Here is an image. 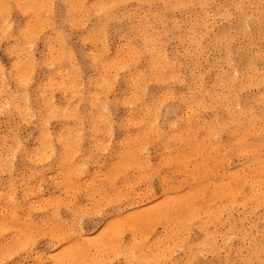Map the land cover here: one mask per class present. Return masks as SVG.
<instances>
[{
  "label": "rangeland",
  "instance_id": "1",
  "mask_svg": "<svg viewBox=\"0 0 264 264\" xmlns=\"http://www.w3.org/2000/svg\"><path fill=\"white\" fill-rule=\"evenodd\" d=\"M263 168L264 0H0V264H264Z\"/></svg>",
  "mask_w": 264,
  "mask_h": 264
},
{
  "label": "bare ground",
  "instance_id": "2",
  "mask_svg": "<svg viewBox=\"0 0 264 264\" xmlns=\"http://www.w3.org/2000/svg\"><path fill=\"white\" fill-rule=\"evenodd\" d=\"M228 93H229V91H228ZM215 100H216V98H215ZM217 100H218V99H217ZM209 102H210V101H209ZM234 108H235V107H234ZM254 114H255V113H254ZM234 115H235V114H234ZM233 117H234V116H233ZM229 121H230V120H229ZM216 122H217V121H216ZM254 122H255V121H254ZM255 123H256V122H255ZM225 125H226V124H225ZM243 129H244V128H243ZM192 130H193V129H192ZM261 131H262V130H261ZM191 132H192V131H191ZM189 133H190V132H189ZM259 133H260V132H259ZM193 141H194V140H193ZM195 143H196V142H195ZM186 147H187V146H186ZM258 150H259V149H258ZM64 154H66V153H64ZM64 154H62V155H64ZM220 163H221V162H220ZM212 166H213V165H212ZM215 166H216V165H215ZM256 166H257V165H256ZM134 167H135V166H134ZM213 168H214V167H213ZM257 168H258V167H257ZM260 169H261V167H260ZM263 169H264V168H263ZM263 169H262V170H263ZM231 174H233V173H231ZM243 178H244V177H243ZM233 179H234V178H233ZM240 179H241V178H240ZM242 181H243V180H242ZM242 181H241V182H242ZM238 183H239V182H238ZM238 183H237V184H238ZM243 183H244V182H243ZM226 185H227V184H226ZM221 189H222V188H221ZM189 191H190V190H189ZM252 194H253V193H252ZM200 198H202V197H200ZM201 200H202V199H201ZM192 201H193V200H192ZM191 205H192V204H191ZM194 205H195V204H194ZM194 205H193V206H194ZM184 206H185V205H184ZM189 206H190V205H189ZM189 209H190V208H188V210H189ZM200 211H201V210H200Z\"/></svg>",
  "mask_w": 264,
  "mask_h": 264
}]
</instances>
